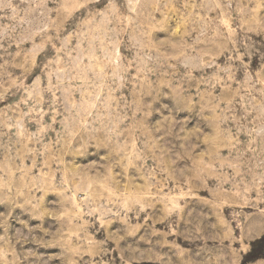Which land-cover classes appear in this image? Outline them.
<instances>
[{"label":"rangeland","instance_id":"374dc122","mask_svg":"<svg viewBox=\"0 0 264 264\" xmlns=\"http://www.w3.org/2000/svg\"><path fill=\"white\" fill-rule=\"evenodd\" d=\"M262 236L264 0H0V264H264Z\"/></svg>","mask_w":264,"mask_h":264},{"label":"trees","instance_id":"16d2710c","mask_svg":"<svg viewBox=\"0 0 264 264\" xmlns=\"http://www.w3.org/2000/svg\"><path fill=\"white\" fill-rule=\"evenodd\" d=\"M260 241H261V242H264V236H262V237L260 238ZM259 256H260V254H253V249H252V250L248 253V256H246V257H248L247 260L251 261V260H254V259L258 258Z\"/></svg>","mask_w":264,"mask_h":264}]
</instances>
